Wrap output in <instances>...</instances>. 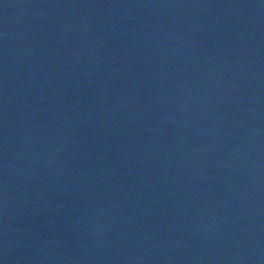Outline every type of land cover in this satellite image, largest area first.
Segmentation results:
<instances>
[{"label": "water", "instance_id": "obj_1", "mask_svg": "<svg viewBox=\"0 0 264 264\" xmlns=\"http://www.w3.org/2000/svg\"><path fill=\"white\" fill-rule=\"evenodd\" d=\"M0 264H264V0H0Z\"/></svg>", "mask_w": 264, "mask_h": 264}]
</instances>
